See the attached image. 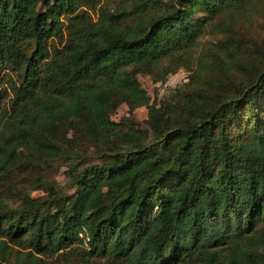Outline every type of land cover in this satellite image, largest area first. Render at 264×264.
<instances>
[{"label":"trees","instance_id":"trees-1","mask_svg":"<svg viewBox=\"0 0 264 264\" xmlns=\"http://www.w3.org/2000/svg\"><path fill=\"white\" fill-rule=\"evenodd\" d=\"M115 1L0 0V264H264V0Z\"/></svg>","mask_w":264,"mask_h":264},{"label":"rangeland","instance_id":"rangeland-1","mask_svg":"<svg viewBox=\"0 0 264 264\" xmlns=\"http://www.w3.org/2000/svg\"><path fill=\"white\" fill-rule=\"evenodd\" d=\"M122 1L123 0H116L114 2L115 7L119 6L122 3ZM98 6L99 4L97 5V7ZM214 38L215 36L212 34H206L200 38L198 49L196 48L194 51L196 57H194L192 62H190L191 64L197 63V60H199L200 55L202 54L200 51L203 49L204 44ZM153 71L154 72H151V73H140L139 74V79L142 82L143 86L147 89L149 94L152 96V100H154V98L158 96L159 93L161 94V90L159 89V83L163 80H166L171 74L175 73V72H169L166 77L162 79H155L158 75H161V70H153ZM176 72H183L184 74L188 75L187 80H185V82L177 88V89L179 88L185 89L191 77L190 67L182 65L176 70ZM16 74H17L16 71H11V74L6 75L5 80L11 75L16 76ZM4 84L5 83H3L2 86ZM164 90L166 91L167 89H164ZM176 93L177 91L172 93L171 96H169V101L177 100ZM129 116H131L133 119L138 121L137 125L139 127L141 128L148 127V123H147L148 107L146 105L138 106L135 108V110L132 113H130L128 104L126 102H123L118 106L116 112L112 115V117L116 121L125 120ZM61 163H62L61 161H50L49 162L44 159L38 160V162L35 165H31L28 168V171L26 172L17 173L18 171H15V172L11 171L9 174L10 176L7 177V182L21 181L24 176H29L27 172H31L36 177L40 176V177L49 178V179L55 178L61 183L63 190H65L68 193L72 192V188L69 186L70 185L69 178L65 172L66 165L65 164L61 165ZM22 168L26 169L25 166ZM33 194L38 195V196L46 195L43 188H37L36 190H33Z\"/></svg>","mask_w":264,"mask_h":264},{"label":"built area","instance_id":"built-area-1","mask_svg":"<svg viewBox=\"0 0 264 264\" xmlns=\"http://www.w3.org/2000/svg\"><path fill=\"white\" fill-rule=\"evenodd\" d=\"M188 75L184 74L183 72H175L171 74L164 82L162 89H172L179 87L181 84L187 80Z\"/></svg>","mask_w":264,"mask_h":264}]
</instances>
